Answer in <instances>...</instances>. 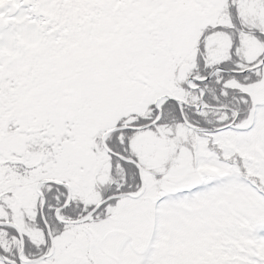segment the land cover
<instances>
[{"label": "snow or ice", "instance_id": "6c2138e0", "mask_svg": "<svg viewBox=\"0 0 264 264\" xmlns=\"http://www.w3.org/2000/svg\"><path fill=\"white\" fill-rule=\"evenodd\" d=\"M0 264H264V0H0Z\"/></svg>", "mask_w": 264, "mask_h": 264}]
</instances>
